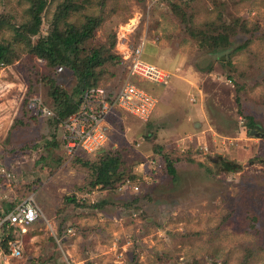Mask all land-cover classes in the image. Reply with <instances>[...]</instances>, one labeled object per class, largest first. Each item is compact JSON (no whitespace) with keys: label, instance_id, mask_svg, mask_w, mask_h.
I'll use <instances>...</instances> for the list:
<instances>
[{"label":"rangeland","instance_id":"1","mask_svg":"<svg viewBox=\"0 0 264 264\" xmlns=\"http://www.w3.org/2000/svg\"><path fill=\"white\" fill-rule=\"evenodd\" d=\"M31 5L0 0L9 59L0 63V204L33 194L44 217L10 233L20 258L6 263L0 242V264H264V137L245 126L250 115L264 132V0H45L32 35ZM89 18L96 23L81 47L100 50L95 86L138 81L120 52L143 35L172 76L164 87L141 83L158 98L147 121L119 112L102 151L69 154L50 92L55 84L72 94L77 74L31 50L54 25ZM230 23L237 31L225 50L190 33ZM151 52L143 58L158 64ZM39 101L52 115L34 113L29 104ZM101 153L118 160L108 184H94ZM218 157L237 167L226 171Z\"/></svg>","mask_w":264,"mask_h":264},{"label":"built area","instance_id":"2","mask_svg":"<svg viewBox=\"0 0 264 264\" xmlns=\"http://www.w3.org/2000/svg\"><path fill=\"white\" fill-rule=\"evenodd\" d=\"M147 43L146 37H140L135 44L125 45V49L120 52L122 63L127 68L129 77L137 79V82L127 79L114 90L97 85L82 93L79 109L71 113L61 124L63 142L69 154L80 152L92 155L102 151L109 139L110 118L119 112L132 115L141 121H147L151 117L158 99L141 83L147 82L162 87L168 84L171 72L143 58ZM61 68L62 66H59L58 70ZM29 107L36 115H52L48 108L41 107V101L37 104L36 102L30 103ZM42 217L44 215L41 207L33 194L0 204V232L5 233L0 238V242L7 235V228L14 227L24 233L26 226ZM7 248L9 254L5 255L6 263L9 259H18L22 256L19 240L9 239Z\"/></svg>","mask_w":264,"mask_h":264},{"label":"trees","instance_id":"3","mask_svg":"<svg viewBox=\"0 0 264 264\" xmlns=\"http://www.w3.org/2000/svg\"><path fill=\"white\" fill-rule=\"evenodd\" d=\"M31 1V17L28 23L24 24V28L29 34L32 35L37 33L42 23L41 13L45 5V0ZM95 23V19L89 18L87 22L84 23V25H80L79 27L68 25L63 29L59 28L58 24H56L53 26L51 33L46 37L39 38L36 41L34 48L31 50L33 54L37 55L40 59L44 60L49 65L55 66L56 64L63 63L69 66V68H71L72 71L77 74L78 82L72 94L68 93L67 91L61 90L55 84L52 86L50 94L59 108L57 112V123L59 124H62V122L71 113L79 109V107L81 106L80 96L82 95V93L85 90L95 86L96 81L93 80L95 78L93 71L95 65L101 64L99 60L100 50H86V48L81 47V43L88 39L92 34ZM199 30L200 29H198L197 31H189L192 37H198L199 43L201 45H204L205 42L211 43L210 45H205L207 47L213 48L214 51L227 49V46L229 44V35L237 31L235 26L231 23L221 25L216 33L213 32V30H207V32L205 30ZM212 33L215 34H213L212 36ZM206 34H210L209 39ZM15 35L19 34L15 33ZM224 42L225 44L227 43L226 46L222 44ZM243 46L244 44L239 45L236 48L241 49ZM6 53L7 47L4 45V43H0V63H4L5 61L9 60L6 59ZM220 62L223 64L225 61ZM50 77L52 76H49V78ZM52 81L53 79L50 78L51 83ZM24 108L28 117H37L32 114L31 110L28 109V111L25 106ZM246 117L248 122L245 126L247 132L249 133L250 130L256 128L257 126L253 123L252 116L246 115ZM162 156L166 163L167 172L171 174L172 178L174 179L176 177L175 166L166 154H163ZM117 162V157H115L113 154L104 155L101 153L99 163L95 169L96 174L94 184H108L112 174L114 175L117 173ZM65 200L71 199L66 198ZM15 229L17 228L10 227L6 229L8 233L5 236L4 240H2L1 242L2 246L7 247V241L13 238L12 234L10 233H12Z\"/></svg>","mask_w":264,"mask_h":264},{"label":"crops","instance_id":"4","mask_svg":"<svg viewBox=\"0 0 264 264\" xmlns=\"http://www.w3.org/2000/svg\"><path fill=\"white\" fill-rule=\"evenodd\" d=\"M141 37H146L147 39H148V41H149V36L147 35H143V36H141ZM140 38V37H139ZM158 39V38H157ZM153 42H154V40H152ZM148 47H147V50H151L152 52H151V56L150 57H152L154 60H155V62H157L158 64H159V60L161 59V57H162V51H159L158 50V47H156V46H154V45H150L149 46V44L147 43L146 44ZM146 48V47H145ZM161 48V47H160ZM146 49L144 50V55H145V53H146V51H147ZM157 50H158V52H157ZM162 52V53H161ZM149 53H150V51H149ZM170 64H172L171 62H170ZM160 65V64H159ZM161 67H163L162 65H160ZM163 68H165V67H163ZM165 69H167V68H165ZM167 70H169L170 71V69H167ZM171 76H172V74H171ZM170 76V77H171ZM169 81H170V79H169ZM170 82H168V84H169ZM168 84H166V85H168ZM166 85H164V86H166ZM183 85H187V83H184ZM164 86H162V87H164ZM177 89V88H176ZM177 93L179 94V95H183L182 93H181V91H178L177 90ZM155 95V94H154ZM156 96V95H155ZM157 97V96H156ZM158 99V98H157ZM193 99V98H192ZM157 106V105H156ZM156 106H155V108H156ZM155 110V109H154ZM210 131H212V127H209V128H204V130L203 131H201V132H210ZM211 133V132H210ZM253 137H255V136H253ZM214 139H215V137H213ZM178 145H180V143H178Z\"/></svg>","mask_w":264,"mask_h":264},{"label":"water","instance_id":"5","mask_svg":"<svg viewBox=\"0 0 264 264\" xmlns=\"http://www.w3.org/2000/svg\"><path fill=\"white\" fill-rule=\"evenodd\" d=\"M249 134L251 136H255V137H264V132H260L257 129L250 130ZM217 160H220L223 168L226 171L234 170V168L237 167V164L232 163V162L227 161V160H223L222 157H218V158L213 159V162H217Z\"/></svg>","mask_w":264,"mask_h":264}]
</instances>
